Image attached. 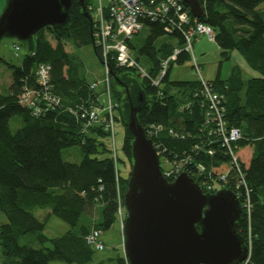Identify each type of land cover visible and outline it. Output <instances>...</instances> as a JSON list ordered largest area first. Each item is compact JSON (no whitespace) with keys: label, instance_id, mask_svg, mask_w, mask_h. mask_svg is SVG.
Here are the masks:
<instances>
[{"label":"trees","instance_id":"obj_1","mask_svg":"<svg viewBox=\"0 0 264 264\" xmlns=\"http://www.w3.org/2000/svg\"><path fill=\"white\" fill-rule=\"evenodd\" d=\"M199 2L204 14L198 20L213 28L214 41L224 58L238 51L259 73L245 78L240 66L235 65L228 79L209 81L218 92L225 94L228 125L241 131V138L233 144L237 164L232 165L228 180L220 183L221 189L237 194L242 207L237 231L246 244L250 242L246 264H264V0ZM94 3L86 0L83 9L76 1L66 25L39 30L27 40L28 50L19 65L0 56V65L4 63L12 70L8 92L0 93V213L6 220L0 225V264L90 263L96 250L86 242V235L92 229L103 232L111 228L119 220V208H125L130 172L122 176L119 162L116 164L112 158L108 145L110 132L100 124L84 128L60 107L51 109L41 103L42 111L35 114L32 107L21 102L25 87L39 88L38 65L49 63L52 91L61 97L62 104L67 101L73 106L102 104L100 93L92 91L89 82L72 73L74 63L68 50L70 44H92L103 61L94 45V14L88 8ZM144 22L148 35L139 52L152 63L149 76H142L137 67L119 65L114 59L110 62L116 121L125 126L124 157L132 165L133 136L127 130L126 120L131 106L139 105V92H143L144 102L137 112L139 124L145 132L152 125L163 127L152 137L154 146L160 143L161 150L170 158L189 157L187 167L191 171H196V163L231 164L233 157L227 144L210 137L203 125L202 108L194 97L200 87L199 80L170 79L172 61L190 60L184 36L189 25H179L173 9L157 19L145 18ZM131 41L128 40L130 49L133 48ZM22 42L26 41H20L21 45ZM176 49L180 50L178 55L170 61L161 84L155 85L152 80L159 76L161 62ZM135 59L140 62V57ZM128 86L129 93L125 95L120 87ZM187 101H192V108L183 110V116L179 107ZM14 116H20L23 121L16 131L11 129L10 122ZM169 129L179 135L170 134ZM75 145L84 155L79 164L65 161L61 154L63 148ZM247 146L251 152L246 161L241 149ZM209 149L214 154H208ZM85 215L100 219L89 222L84 219ZM52 216L67 222L69 230L60 236H48L45 231ZM26 235H32V239L21 244V238ZM97 264H128V260L123 252L108 263Z\"/></svg>","mask_w":264,"mask_h":264},{"label":"water","instance_id":"obj_2","mask_svg":"<svg viewBox=\"0 0 264 264\" xmlns=\"http://www.w3.org/2000/svg\"><path fill=\"white\" fill-rule=\"evenodd\" d=\"M86 0H7L0 15L3 38L27 41L46 26H64L70 10ZM196 18L203 16L199 0H182ZM88 18L90 14L85 11ZM131 106L126 127L133 136L132 167L124 195L123 250L128 264H240L248 257L245 238L237 231L242 214L232 191L205 193L186 173L173 181L161 171L153 141ZM199 227V228H198Z\"/></svg>","mask_w":264,"mask_h":264},{"label":"built area","instance_id":"obj_3","mask_svg":"<svg viewBox=\"0 0 264 264\" xmlns=\"http://www.w3.org/2000/svg\"><path fill=\"white\" fill-rule=\"evenodd\" d=\"M89 10L94 14L95 30L94 45L99 49L102 57L105 75V91L108 94L107 103L101 99V105L77 104L69 106L68 113L73 115L81 122L84 128H88L94 124L103 125L110 132L108 145L111 150V156L118 164L121 155L116 144V104L110 97V62L115 60L119 65H129L137 67L142 76H149L146 69H143L137 60L131 54L128 40H131L145 27V18L157 19L165 16L173 9L178 16L179 25L186 24L189 27L184 32L185 50L190 54V60L193 66L199 72V89L194 93V97L200 102L202 108V117L204 119V127L210 137L218 138L223 144H227L229 152L233 157L230 163H222L217 166L211 164L207 166L203 163H196V171H191L187 167L189 157L170 158L161 150L160 143L154 146L160 158V166L163 175L168 178H177L181 173L189 175L205 193H216L221 189V182H226L232 165L237 164L234 143L241 138V131L237 127L229 126L226 119V97L225 94L218 92L213 83L201 76L200 66L194 55V41L201 36L207 37L214 41V30L208 24L198 21L189 10L186 9L182 0H96L94 4L88 6ZM106 8V9H105ZM21 50L20 41L14 43L15 56H19ZM180 50L176 49L168 58L161 62L159 76L153 78L155 85L161 84L162 78L166 75L169 63L175 59ZM36 81L39 88L25 87L21 95V102L33 108L35 114H39L41 103L47 107H60L63 110L64 104L58 94L52 91L51 83V65L49 63H40L36 70ZM97 82L90 83V89L95 90ZM192 101H187L179 107V111H183L191 107ZM46 107V108H47ZM163 127L161 125H152L145 132L147 137L152 140ZM169 133L175 136L179 132L169 129ZM183 134V133H181ZM216 137V138H215ZM153 141V140H152ZM154 145V144H153ZM208 154H214L213 149L206 150ZM191 159V158H190ZM196 175V176H195ZM248 192V189H247ZM237 198V194H235ZM247 212L250 215V203L246 202ZM119 218L121 222L122 238L124 243V218L123 209L119 208ZM86 242L95 250H103L105 244L101 239V231L92 229L85 237ZM248 245V257L241 264H246L250 255V242Z\"/></svg>","mask_w":264,"mask_h":264},{"label":"rangeland","instance_id":"obj_4","mask_svg":"<svg viewBox=\"0 0 264 264\" xmlns=\"http://www.w3.org/2000/svg\"><path fill=\"white\" fill-rule=\"evenodd\" d=\"M92 2H96V0H91ZM148 35V28L144 27L138 34H136L132 38L133 48H131V54L134 58L140 57V66L143 69H146L150 72L152 63L151 61L144 55H140V48L144 44L145 39ZM50 38V35L48 34ZM15 38L5 37L0 42V56L4 57L7 61L19 65L24 58L28 50V43L22 42L21 50L19 52V56H15L14 53V43ZM53 43H55L52 40ZM68 50L70 52V57L72 62L74 63V68L71 67L72 73L75 76H78L82 79H85L89 83L97 82L98 87L96 91H100V95L102 100L107 103L108 94L105 91V75H104V67L103 63L98 58L94 46L91 45H83V46H75L70 44L68 46ZM194 55L197 58V62L200 66V73L201 76L207 80H215L216 78H220L222 80H226L230 77L233 68L235 65H241L243 67V75L245 78L250 77L248 70L250 71V67L248 65L242 64L243 58L240 53L234 51L231 54V57L226 59L221 54V49L215 43V41L209 40L205 36H201L194 44ZM242 60V61H241ZM75 71V72H74ZM140 72V71H139ZM199 72L196 71L195 67L193 66L192 60H187L184 63H178L177 61L171 62V70H170V79L171 80H197L199 78ZM142 79V77H140ZM110 80V79H109ZM12 83V70L6 65H0V93H7L10 84ZM110 89V97H112L111 86ZM129 86L128 87H120L122 92L129 93ZM103 90V91H102ZM123 94V96H124ZM114 102V100H113ZM72 103L67 101L64 103L63 111L68 113V108L71 106ZM117 111V109H116ZM117 119V118H116ZM11 129L16 131L19 127L23 125V121L20 116H14L11 118ZM115 131H116V144L117 148L119 149V153L121 155V161H119V169L121 175L127 176L130 172L132 167L131 162L124 157V153L122 150L124 135H125V126L120 121H116L115 123ZM251 152V147L247 146L241 149V154L243 158L247 161L248 156ZM62 158L65 161H69L72 163L79 164L83 159V153L78 145L65 147L61 150ZM126 216V208L123 209V218ZM84 219L86 221H93L94 219L98 220V216L96 218H92L90 216L85 215ZM119 223L121 226L120 218L114 225L101 232V239L104 240L105 248L103 250H96L93 256V259L90 263L87 264H97V263H108L109 259L107 258L111 254H116L118 249L115 244L118 240L117 234L119 230ZM70 226L67 222L63 221L62 219L52 216L46 226V234L48 236H60L66 233L69 230ZM122 235V230H121ZM32 239V235H26L25 237L21 238L20 243L24 244L27 243ZM123 242V238H122ZM35 246H39L38 243H35ZM123 249V246L121 247ZM53 264H68L61 261H55Z\"/></svg>","mask_w":264,"mask_h":264},{"label":"crops","instance_id":"obj_5","mask_svg":"<svg viewBox=\"0 0 264 264\" xmlns=\"http://www.w3.org/2000/svg\"><path fill=\"white\" fill-rule=\"evenodd\" d=\"M6 4H7V0H0V15H1V13L3 12V10L5 9V7H6ZM234 52V51H233ZM232 52V53H233ZM236 52H238V51H236ZM239 53V52H238ZM242 56V55H241ZM242 58H243V56H242ZM242 61V60H241ZM243 61L244 62H242V64L243 63H245L244 65H248L247 64V62L245 61V59L243 58ZM249 66V65H248ZM250 67V66H249ZM240 68L242 69V72H243V67H241V65H240ZM250 71L248 70V73L250 74V76H259V73L258 72H256L255 70H253L251 67H250ZM97 87H98V85L96 86V88H95V90H94V92H96L97 94H99L100 93V91H96V89H97ZM103 91V90H102ZM99 96H100V98H101V95L99 94ZM102 99V98H101ZM125 176V175H124ZM51 218V217H50ZM6 220H5V217L0 213V225L1 224H3L4 222H5ZM119 232H118V234H117V238H118V240L116 241L117 243L115 244V246H117L116 247V249H118V252L117 253H123L124 252V250L121 248L122 246H123V242H122V235H121V226H120V223H119V230H118ZM104 241V240H103ZM116 253V254H117ZM116 254H111V255H109L107 258L108 259H111L112 257H114Z\"/></svg>","mask_w":264,"mask_h":264},{"label":"bare ground","instance_id":"obj_6","mask_svg":"<svg viewBox=\"0 0 264 264\" xmlns=\"http://www.w3.org/2000/svg\"><path fill=\"white\" fill-rule=\"evenodd\" d=\"M190 12V11H189ZM199 19V18H198ZM199 21V20H198ZM195 107V106H194ZM192 108V107H191ZM51 109H53V108H51ZM194 109H196V107L194 108ZM193 109V110H194ZM181 112H183V111H181ZM185 112V111H184ZM183 112V116L185 115V113ZM188 112V111H187ZM181 115H182V113H181ZM190 115V114H189ZM193 116V115H192ZM186 117V116H185ZM188 117V116H187ZM214 165V164H213ZM251 209V208H250ZM87 234V233H86Z\"/></svg>","mask_w":264,"mask_h":264}]
</instances>
